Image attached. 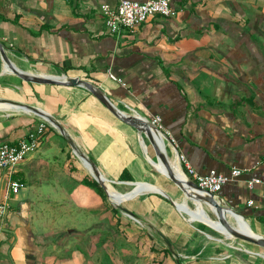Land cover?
<instances>
[{"label": "crops", "instance_id": "crops-1", "mask_svg": "<svg viewBox=\"0 0 264 264\" xmlns=\"http://www.w3.org/2000/svg\"><path fill=\"white\" fill-rule=\"evenodd\" d=\"M170 1L175 16L153 15L133 32L112 34L101 5L120 0H0V42L20 69L78 76L123 111L160 115L174 139L170 158L161 131L173 167L180 153L200 174L245 169L215 198L264 233L262 188L247 186L252 177L264 180V0ZM0 98L57 119L113 187L140 181L133 190L156 185L175 200L166 179L150 169L157 156H149L145 134L86 88L25 81L4 70L0 56ZM0 112H7L0 113V143H17L48 121L32 110ZM69 148L48 121L38 147L15 169L0 170V199L7 204L0 264L228 263L211 254L159 192L127 200L136 221L110 203L104 212L103 197L86 182L92 175ZM12 178L24 183L16 194L8 192Z\"/></svg>", "mask_w": 264, "mask_h": 264}, {"label": "built area", "instance_id": "built-area-1", "mask_svg": "<svg viewBox=\"0 0 264 264\" xmlns=\"http://www.w3.org/2000/svg\"><path fill=\"white\" fill-rule=\"evenodd\" d=\"M101 12L109 32L112 34H120L123 29H128L131 32L135 31L141 23L153 15L173 17L178 13V10L172 6L170 0H148L145 2L120 0L119 4L115 7L109 4H102ZM148 121L160 131H165L160 115H154ZM46 122L48 121L40 123L36 131H30L26 137L17 143H0V170L15 169L29 153L38 147L39 135L44 132ZM167 136H169L168 133ZM170 139L173 145L174 139ZM177 157L185 176L195 181L203 191L212 193L215 196H217L223 185L235 180L246 171L245 169L233 168L228 174L219 173L216 170H211L207 174H200L190 165L185 155L177 153ZM257 185L261 186L264 195L263 179L252 177L247 180V186L250 189H253ZM23 186L24 183L21 180L12 178L8 185V192L16 194ZM252 204L253 200H248V205ZM6 209L7 204L5 200L0 199V219L4 217Z\"/></svg>", "mask_w": 264, "mask_h": 264}, {"label": "water", "instance_id": "water-1", "mask_svg": "<svg viewBox=\"0 0 264 264\" xmlns=\"http://www.w3.org/2000/svg\"><path fill=\"white\" fill-rule=\"evenodd\" d=\"M0 56L1 59L4 62V65H6L8 67V69H10V72L19 76L21 79L28 81V82H33V83H49V84H61V85H68V86H82L84 88H86L87 90H89L94 96H96L115 116H117L119 119H121L122 121H124L125 123L131 125L132 127L136 128L137 131L139 133H144L145 136L147 137V139L149 140V142L151 143L156 156L158 157H162L165 164L167 165L168 168V178L171 179V181H173L183 192L184 194H186L187 196L191 197L190 194H188L185 190V185L184 182L178 178L175 173L173 172L169 161L166 159V156L163 154V151H161L159 145L156 144L152 134H151V129L149 126L146 125V119L144 117H141L139 114L136 113H132V112H126L123 111L121 109H119L118 107H116L113 102L109 99V97L105 94V92L96 84L81 79L78 76H66L63 75L62 78L58 79L55 77H51V76H46V75H39L36 73H32L30 71H26L23 69L18 68L13 61L11 60V58L8 56L7 51H6V47L3 43L0 42ZM0 103H8V104H12V105H17V106H24L27 107L28 109L34 111L36 114L42 116L43 118H45L46 120H48L49 122L52 123V125L54 127H56L57 129H59V131L61 132L62 135H64L67 140L69 141L73 152L75 153V149H76V144L74 143L73 139L71 138V136L69 135V133L65 130V128L60 124V122L55 119L54 117H52L49 113H47L46 111L28 105V104H24L21 102H16V101H12V100H8V99H1L0 98ZM166 139L168 141H171L169 136H166ZM76 154V153H75ZM85 153H83L84 155ZM92 166H93V170L94 172H90V174L92 175V177L105 189V191L108 193L107 190V186L104 182V180L100 177V171L98 170L96 164L94 162H92ZM137 182L140 181H130L128 183L134 185ZM187 185H189L190 187L196 189L197 191L203 192L205 194H199V198L201 199V201L206 202L208 205L213 206L215 208V212L217 213V216L219 218V220L221 221V223L227 228V230L229 231L230 235L229 237H233V238H237L246 242H250L253 243L255 245H258L260 247L264 248V236L262 235H253L251 233H248L246 231H243L239 228H237L235 225H233L227 218L226 215L229 213H232L233 216L235 217H240L242 219L243 222H245V217L243 215H241L240 213H238L237 211H235L233 208L227 206L226 204H223L221 201L217 200L215 197V195H213L212 193H208L206 191H203L195 181H193L192 179L188 178L187 181ZM133 192V189L131 191L126 192V194H129ZM156 192L161 193L162 195H164L165 197H167L174 205V207L178 210L181 211L178 207V203L173 200L165 191L163 190H156ZM133 197V196H131ZM129 196V198H131ZM118 207L124 212L126 213L128 216L136 219L134 213L132 211H130L129 209H127L124 206H121L120 204H118ZM167 245L169 247L170 251L172 250L171 247V243L169 241H167Z\"/></svg>", "mask_w": 264, "mask_h": 264}, {"label": "rangeland", "instance_id": "rangeland-1", "mask_svg": "<svg viewBox=\"0 0 264 264\" xmlns=\"http://www.w3.org/2000/svg\"><path fill=\"white\" fill-rule=\"evenodd\" d=\"M32 71L35 72V70H32ZM18 112H20V111H18ZM0 113L6 114L7 112H0ZM162 132L167 136V133L165 131H162ZM144 138H145L146 144L149 146V151H150L149 156L151 155V157L154 160H156V156L154 154V150L152 148L151 143L149 142V140L147 139V137L145 135H144ZM166 142H167V147H166L167 154L171 158V157H173V153H172L171 149L174 147L171 144V142H169L167 139H166ZM67 150L70 151L71 157L74 160H76L77 163H79L82 170L87 171L88 173L91 172L89 170V168L87 167V165L84 163V161L79 157V155L76 152H75L76 153L75 154L73 152V150L70 148ZM149 166H150L151 171L154 173V177L159 176V177L166 179V181L168 182V187L171 190H173L174 193H176L175 200H178L177 202H181L185 199L184 192L173 181H171V179L162 175L161 172H159L150 163H149ZM154 177H152V178L154 179ZM100 187L103 188L101 185H100ZM114 187L118 191L123 192V193L131 191L133 189V185H129V184H125V183H118V185L114 186ZM98 192L99 193L101 192L100 194L104 199V208H103L104 212H106V207H107L106 205H109V203H110L109 207H111V206L114 208L116 207L115 213H117L118 211L120 212V214L124 213L121 209L119 210L117 208V206H118V204H120L121 206L127 207V205H128L127 200L122 202V203H115V202L111 201L110 197H108L104 188L102 191L100 190ZM188 203L191 207L194 208V203L191 200H188ZM203 204H204V207L206 208V210L209 212V215H211V217L213 219L217 220L218 216L210 210L209 205H207L204 202H203ZM109 207H108V209H109ZM124 215H126V213H124ZM181 215L185 219L189 228L193 231V233H195V237L200 238L202 242H206V243L208 242L211 245V248L209 251L211 252V254L213 256H216V257L221 256V257L227 258L228 263H226V264H264V248L263 247H260L258 245L253 244V243L246 242V241H243V240H240L237 238H233V237L229 238V236L225 232H223V231H221L215 227H212V226H210V225H208V224H206L200 220H196L193 222L188 221L187 214L184 212H182ZM104 219H105L104 220L105 224H110V220H108L107 217H105ZM137 220H139V219H137ZM229 220L233 225H235L233 218H230ZM132 221H136V220L133 219ZM138 222H140V221H138ZM121 224H123V223L121 222ZM141 224L144 225L143 223H141ZM251 224H252L251 228L253 229V231L264 236L263 231L255 226L256 223H251ZM124 225H126V224H124Z\"/></svg>", "mask_w": 264, "mask_h": 264}, {"label": "bare ground", "instance_id": "bare-ground-1", "mask_svg": "<svg viewBox=\"0 0 264 264\" xmlns=\"http://www.w3.org/2000/svg\"><path fill=\"white\" fill-rule=\"evenodd\" d=\"M5 69H6L7 72H10V69H8V67L6 65H4V70ZM32 73H36V74H39V75L51 76V77H55V78H58V79L63 77V75H60V74L43 73V72H32ZM0 110L1 111H9V112L10 111L31 112V110L28 109L27 107L12 105V104H8V103H0ZM141 117H143V116H141ZM146 125L150 127L151 134H152L156 144L159 145L160 149H161V147L163 145L165 146V144H166V142L164 141L165 138H164V135L161 133V131L159 129H157L156 127H154L153 125H151V123L148 121V119H146ZM162 140H163L164 143L162 142ZM161 151H162V149H161ZM75 152L79 155V157L84 161V163L87 165L89 170L93 173L94 170H93V166H92V161L89 159L88 155H86V154L83 155V152L79 149V147L77 145H76ZM146 157H149L148 154H147ZM152 165L159 172H161L163 175L168 177V175H167L168 174V168H167V165L165 164V162H164L162 157L158 156L157 160L153 161ZM170 166H171L173 172L175 173V175L184 182L185 190L191 196V197H189V196H187L185 194V199L184 200L182 199L183 201H181V202H177L178 203V207L181 210L180 212L181 213L182 212L186 213L187 214V219L190 222H193V221H196V220H200V221H202V222H204V223H206V224H208V225H210L212 227H215V228L225 232L229 236L230 233L227 230V228L221 223L219 218L217 220H215V219H213L211 217V215H209V212L204 207L203 201H201V199L198 197L199 194H205V193L197 191L196 189H194V188L190 187L189 185H187L188 178L183 173V171H182V169H181V167H180V165L178 163V160L174 161V167L172 165H170ZM98 170H99V168H98ZM100 177L104 180V182H105V184L107 186V190H108L109 197H110L111 201H113L115 203H122V202H124V201H126L128 199H131L132 198L131 196H136L137 194H140V193H142L145 190H150V191L163 190V189H161L160 187H158L156 185H143V186H140V187L134 189L133 192H131L129 194H124V193L118 192L111 185V183H109V181H107V179L102 175L101 172H100ZM129 196L131 198H129ZM188 200H191L194 203V208L189 205ZM204 203H206V202H204ZM209 208H210V210L212 212H214L217 215V213L215 212V208L213 206L209 205ZM226 218L228 220L230 218H233L234 219V223H235L237 228H239V229H241L243 231H246L248 233H251L253 235H260V234L256 233L255 231H253V229L251 228L248 220H245V222H243L240 217H235V216L232 215V213L227 214Z\"/></svg>", "mask_w": 264, "mask_h": 264}, {"label": "trees", "instance_id": "trees-1", "mask_svg": "<svg viewBox=\"0 0 264 264\" xmlns=\"http://www.w3.org/2000/svg\"><path fill=\"white\" fill-rule=\"evenodd\" d=\"M128 176V175H127ZM86 180V179H85ZM86 182L88 183V184H90V185H92L97 191H102L103 190V188H101L100 187V185L98 184V182L95 180V179H88V180H86ZM101 193V192H100ZM167 251H169L170 252V250H169V248H167Z\"/></svg>", "mask_w": 264, "mask_h": 264}]
</instances>
